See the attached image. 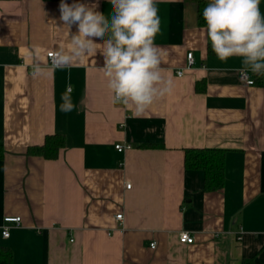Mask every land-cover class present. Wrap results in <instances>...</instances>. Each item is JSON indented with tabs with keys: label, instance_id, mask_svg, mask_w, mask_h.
<instances>
[{
	"label": "crops",
	"instance_id": "crops-1",
	"mask_svg": "<svg viewBox=\"0 0 264 264\" xmlns=\"http://www.w3.org/2000/svg\"><path fill=\"white\" fill-rule=\"evenodd\" d=\"M199 1L210 2L156 0L154 43L174 89L137 117L112 103L99 49L52 77L31 75L33 46L42 64L67 48L61 0H0V246L12 264H264V86L239 79L242 58L208 53ZM64 2L113 13L109 0ZM69 83L75 109L65 113ZM55 133L65 142L57 158L26 153ZM202 147L225 152L218 190L184 167V149Z\"/></svg>",
	"mask_w": 264,
	"mask_h": 264
},
{
	"label": "clouds",
	"instance_id": "clouds-1",
	"mask_svg": "<svg viewBox=\"0 0 264 264\" xmlns=\"http://www.w3.org/2000/svg\"><path fill=\"white\" fill-rule=\"evenodd\" d=\"M109 2L113 8L110 19L96 11L98 3L68 4L61 0L59 19L68 31L67 48L61 45L50 51L49 62L42 64L39 47L33 46L31 75L52 77L57 69L68 68L97 54L99 49L104 61L101 71L112 103L125 106L134 116H143L174 89V81L164 75L162 58L154 43L161 23L156 0ZM203 19L218 59L242 58V66L237 69L241 81L249 80V72L264 76V15L260 0H210L203 9ZM73 25L77 28L74 34ZM71 92L69 83L61 96L62 112L75 109Z\"/></svg>",
	"mask_w": 264,
	"mask_h": 264
},
{
	"label": "trees",
	"instance_id": "trees-1",
	"mask_svg": "<svg viewBox=\"0 0 264 264\" xmlns=\"http://www.w3.org/2000/svg\"><path fill=\"white\" fill-rule=\"evenodd\" d=\"M53 1V0H46ZM205 1H199L197 7V24L204 26L206 22L203 19V9L206 7ZM208 53H214L211 44L208 47ZM253 85L264 86V76H253ZM196 91L201 92L204 87L197 84ZM64 136L61 134L46 135L41 144L30 145L27 147L28 155L40 156L45 159H55L58 157L59 150L64 147ZM0 147V158L3 155ZM224 150L218 148H185L184 149V167L186 169L201 170L204 174V190L214 191L223 186L224 183ZM0 264H12V252L10 248L0 246Z\"/></svg>",
	"mask_w": 264,
	"mask_h": 264
},
{
	"label": "built area",
	"instance_id": "built-area-1",
	"mask_svg": "<svg viewBox=\"0 0 264 264\" xmlns=\"http://www.w3.org/2000/svg\"><path fill=\"white\" fill-rule=\"evenodd\" d=\"M50 51H53V50H50ZM50 51H48L46 53V58H47V61L48 62H49L48 53ZM192 64H193L192 53L191 52H188L186 54V65H187V67H189ZM181 74H182V71L181 70L177 71V75H181ZM248 76H249V80L248 81H242V82H244L247 85H251V84H253V79L251 78V75L250 74H248ZM238 77H239V74H238ZM129 147H130V145H126V146H122V145H119V144L115 145V148L118 151H122L124 148H129ZM130 186H131L130 184H127L126 188H129ZM114 218H116V220H120L122 218V215L121 214H116L114 216ZM3 221H4V223H15V224H18L19 221H20V217L19 216H6V217L3 218ZM8 235H9L8 234V227L7 226H3L2 236L3 237H7ZM178 240L181 243H186V244L189 245V243H192L193 242V237L189 234V232L182 231V232H180L178 234ZM149 245H151L150 246L151 248H154V246H156L155 245V242H150Z\"/></svg>",
	"mask_w": 264,
	"mask_h": 264
}]
</instances>
